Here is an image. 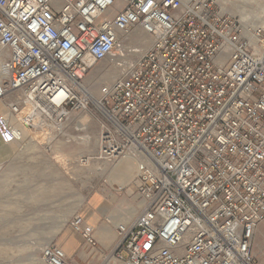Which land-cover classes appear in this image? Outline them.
Listing matches in <instances>:
<instances>
[{"label": "built area", "instance_id": "built-area-1", "mask_svg": "<svg viewBox=\"0 0 264 264\" xmlns=\"http://www.w3.org/2000/svg\"><path fill=\"white\" fill-rule=\"evenodd\" d=\"M229 1L0 0L1 141L21 140L23 129L50 128L57 137L85 131L72 117L91 111L99 122L93 159L139 157L130 187L140 209L117 226L107 254L115 261L257 264L264 30L254 42L225 9ZM135 27L152 46L133 64L122 58L125 73L104 83L95 101L87 75L100 62L138 53L123 45ZM70 225L99 249L80 214ZM42 257L75 264L55 243Z\"/></svg>", "mask_w": 264, "mask_h": 264}, {"label": "rangeland", "instance_id": "rangeland-1", "mask_svg": "<svg viewBox=\"0 0 264 264\" xmlns=\"http://www.w3.org/2000/svg\"><path fill=\"white\" fill-rule=\"evenodd\" d=\"M225 9L243 26L264 30V0H231L225 3ZM145 33L141 27L125 33L124 48L138 49L136 36L140 42ZM140 44L146 51L151 41L146 38ZM144 51L127 58L120 57L133 64ZM119 67L116 60L111 59L98 63L86 77L90 92L99 96L101 86L117 78ZM72 118H90L91 125L85 131L68 128L59 137L50 128L32 129L29 134L36 148L19 153L0 167V176L9 172L6 182L0 183V264H49L42 257L43 249L51 243L61 245L71 232L73 216L79 214L83 202L94 192L113 194L116 207L123 205L127 198L128 187L115 190L118 184L115 189L110 185V169L115 167L113 162L93 159L99 143L91 148L79 144L85 133L93 134L94 140L96 135L99 139L97 115L90 111L74 114ZM76 236L82 239L79 234ZM83 251L82 255L89 256L83 264H124L108 257L109 251L100 253L89 247Z\"/></svg>", "mask_w": 264, "mask_h": 264}, {"label": "crops", "instance_id": "crops-1", "mask_svg": "<svg viewBox=\"0 0 264 264\" xmlns=\"http://www.w3.org/2000/svg\"><path fill=\"white\" fill-rule=\"evenodd\" d=\"M2 107L3 104H2ZM36 143L27 130L24 129L23 138L20 141L13 143H4L0 139V167L11 161L19 153L35 149ZM7 173V174H6ZM136 173V161L128 159L117 164L110 169L109 182L113 189L115 184L121 190L128 187L126 190L127 198L123 205L116 207V202L113 199V194L108 195L103 191L94 192L87 200L83 202L79 214L86 222L91 224L95 229V237L99 243V249L95 250L100 253L110 251L117 243V226L121 223L132 221L140 209V203L136 201L130 183ZM9 176V172H5L0 176V183L4 184ZM2 188V186H0ZM136 202H135V201ZM14 204L20 205L15 202ZM71 211H69L70 213ZM68 216V213L65 217ZM71 232L65 236L59 245L67 255L73 259L76 264H83L87 261V255H82L83 250H88L82 235L70 225ZM79 234V236H76ZM253 252L257 257V264H264V221L259 225L254 239Z\"/></svg>", "mask_w": 264, "mask_h": 264}, {"label": "bare ground", "instance_id": "bare-ground-1", "mask_svg": "<svg viewBox=\"0 0 264 264\" xmlns=\"http://www.w3.org/2000/svg\"><path fill=\"white\" fill-rule=\"evenodd\" d=\"M244 27V30H245V32L250 36V38L254 41V42H257V38H256V36H255V32H257L259 29L258 28H255V29H251L250 27H246V26H243ZM251 31H254V32H251ZM252 33V34H251ZM149 39L150 41H151V45H150V47L152 46V38H150V36H148V34H146L145 33V37H143V41L141 40L140 42H144V39ZM140 42L139 41H137V36H136V43H137V45H138V53H135V54H140L142 51H144L145 49L143 48V44H140ZM149 47V48H150ZM121 57H119V58H115L114 60H116V66L117 67H119L120 65H124V63L123 62H119V63H117V61H121ZM126 66V65H125ZM119 69V74H118V76H117V78L118 77H120V76H122L124 73H125V67H122V68H118ZM85 83H86V85H88V87H89V84L86 82V80H85ZM89 89V88H88ZM89 91H90V89H89ZM99 92H100V90H99ZM92 95H93V97H94V100L95 101H97V100H99V96H95L92 92H90ZM90 122H91V119H88V120H84V122L83 123H85L86 125H85V127H84V129L85 128H88V126H87V124H90ZM91 125V124H90ZM25 130H27L29 133H30V131L28 130V129H25ZM23 135H24V129L22 130V137H21V139L23 138ZM94 138V135L92 134H87V133H85V134H83L81 137H80V142H79V144L80 145H82L84 148L85 147H87V148H91L92 146H96L98 143H99V139H98V137H97V135H96V138H95V140L93 139ZM18 141H20V140H18ZM128 159H132V160H134V161H136V173H135V175H134V177L137 175V173H138V165H139V157H133V156H127V157H125V158H122V159H120V160H118V161H114L113 163H112V165H114V166H116L117 164H119V163H121V162H124V161H126V160H128ZM107 163V162H106ZM134 177H133V179H134ZM128 223V222H127ZM122 224V223H121Z\"/></svg>", "mask_w": 264, "mask_h": 264}]
</instances>
